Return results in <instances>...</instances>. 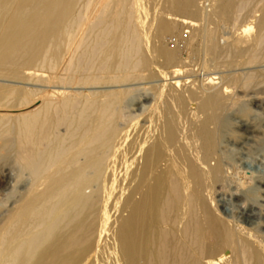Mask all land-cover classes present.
Returning a JSON list of instances; mask_svg holds the SVG:
<instances>
[{"label":"bare ground","instance_id":"1","mask_svg":"<svg viewBox=\"0 0 264 264\" xmlns=\"http://www.w3.org/2000/svg\"><path fill=\"white\" fill-rule=\"evenodd\" d=\"M143 1L0 0V264H264V211L247 194H264V179L241 171L227 187L217 151L229 89L179 93L181 50L163 41L191 27L204 73L222 53L218 27L197 21L229 26L241 31L231 64L253 66L264 0H162L159 42ZM146 81L154 94L134 88ZM225 195L244 221L220 211Z\"/></svg>","mask_w":264,"mask_h":264},{"label":"rangeland","instance_id":"2","mask_svg":"<svg viewBox=\"0 0 264 264\" xmlns=\"http://www.w3.org/2000/svg\"><path fill=\"white\" fill-rule=\"evenodd\" d=\"M256 1L257 0H253V4L256 3ZM150 2L148 0L143 1L144 8L146 7L148 9L147 10L145 8V10H144L145 13H143V17L146 18V19H144V21L147 22L145 24V27H146L145 29L147 30L151 39H154V34H155V24L154 23H156L155 21L158 19V15H159V18L161 17L160 15H161V10H162L163 6H162V0H156L157 4L155 3V0L150 1ZM158 4H159V6H158ZM203 4H204V1H202L201 6ZM206 5H208V4L206 3ZM156 9L158 11L155 13ZM159 9H160V12H159ZM154 16H155V18H154ZM245 17H246L245 15L240 17L241 19H239V23L237 24L238 27H240L241 25H243L245 23V20H244ZM151 22L152 23L154 22V23L152 24ZM197 22H198V24L200 23V25H202V28H205V25L206 26L208 25L207 26L208 30H210L214 34H215L217 27H218V30L216 32L217 34H215V35H218V36H216L218 39V40L216 39V41L218 43L217 45L219 47V50L221 51L222 54L219 56V59L213 63V65L209 64V70L208 71H205L204 73L201 72V68H202L204 58H203V56L199 55L197 52L198 41L196 42V39H193V37H194L193 29H191V27L190 28L187 26L185 27L184 25H181V23H174L172 25L174 28L173 33L169 34L166 37V39L163 41L165 44L167 43L166 47L168 49H170V50L171 49L172 50L180 49L181 50L179 58H181L180 59L181 65L183 64L182 69H184L183 70L184 74H183V77L181 78V81L183 82V84L180 88H176V89L178 90L179 93L180 92L181 93L186 92L185 90L187 89L188 90L187 92H194L195 91L194 93H198V94L200 91H201L200 93H202L203 85L208 89L210 88L207 91V93H216V92H219L221 89H222L221 91H223L224 88L229 89V93L226 96V98L228 100L224 106V109L221 112L223 122H222V127L220 129L219 136H218L219 139L217 142V143H219V146L217 144V151H218V154H219V156L223 162L224 168H225L224 172H225V176L227 179L226 180V186L228 185L227 187H229L231 189L236 187L238 180H241V178L244 174V173H241V171L242 172L247 171L248 173H253L257 176L258 179H264V106H263L264 105V47L258 53V56L260 57L259 62L254 64L253 66L243 65V63H241V64L239 63L238 65H236V64L232 65L231 60L233 57V53H232L233 49H231V45H232L233 41H235L236 39H238L240 37L241 31L235 32L232 27L223 26L222 29L225 31L224 32L220 28L222 26H217L216 24L214 25L213 23L204 24L201 21H197ZM212 24H213V26H212ZM213 29H215V30H213ZM222 31L224 33H222ZM254 31H256V30H254ZM226 38H227V40L225 41ZM192 39L194 41H192ZM155 41L159 42V40H155ZM185 43L187 45L188 44H190V45L186 47ZM245 47L246 46L244 45L243 48H245ZM226 59L227 60L229 59V60L227 61ZM201 62H202V64H201ZM154 63H156V65L160 66L162 64V60L155 59ZM153 70L154 71L157 70L156 66H154ZM236 70H237V72H236ZM167 71L171 72L172 69H168ZM203 74H205L204 78H206L209 75L215 76L216 78L218 77V80L216 81L218 83V85L217 86H211V85H207L206 82L203 83V79H204ZM245 78L246 79L250 78L251 83H250V81L247 82L249 79L246 80ZM164 82H165V84H167V82L171 83V81L170 82L164 81ZM187 82H189V84ZM193 83H194V85H193ZM248 83L252 87L251 86L249 87ZM2 84H7V83H2ZM144 84L145 85L142 84L140 86L134 87V88H141L140 95H142V94L145 95L146 93H150V94L155 93L156 89L153 87V85H155L156 83H150L149 81H146ZM159 84L163 85L164 83L160 82ZM243 84H245V85H243ZM9 85L33 89L32 86L23 85V84H17V85L16 84H9ZM261 85H263V86H261ZM238 86H239V89H238ZM253 87H255V90L257 92L254 91ZM245 88H248V91L245 90ZM145 89H147L148 92H146ZM168 89L169 90L171 89L170 86H167L166 90H168ZM235 92H236V94H235ZM253 94H255V95H253ZM200 96H202V95H200ZM254 96H256V97H254ZM235 98H237V99H235ZM252 98L255 100H253ZM240 99L243 102H240V105H239L238 101H240ZM249 99H251V100L249 101ZM234 102H237V103H234ZM231 103H233V104H231ZM235 104H237V105H235ZM256 104L257 105L260 104V105H258L259 107ZM133 105H136V102H134ZM198 108H199V101L198 100L190 101L189 106H188V112L190 113L189 123L192 125H197V123L201 119H203V115L198 112ZM191 112L193 113V115H191ZM194 113H195V115H194ZM239 113H240V115H239ZM191 116L194 118V120H195V118H197L198 120L197 121L192 120L193 118H191ZM244 124L246 127H253L254 128V130H255V133L253 135L254 138H251L250 135H247L244 133V129L246 128V127H244ZM3 164L4 165L7 164L8 167L13 166V168H15L13 158L10 156L6 160H4V162L1 163V165H3ZM214 164H215V162H212V165H214ZM225 164H226V166H225ZM252 168H253V170H252ZM250 171H252V172H250ZM239 173H241V175H239ZM238 175H239V177H238ZM229 179H231V180H229ZM230 185H232V187ZM258 193L255 194L252 191L247 192L248 197L251 198L256 203H259L258 205L262 208V211H264L263 210L264 209V194L262 192H260V195H259ZM224 197H225V201H224ZM224 197L223 198L221 197L220 199L217 200V201L223 200V202H226L225 205L222 202V205H224V206H222L219 203V205L222 206L220 208V211L224 210V211H222L223 213L228 211L227 214H229L230 211H233V214L237 217L238 221L239 220L241 222L244 221V218H242V216L240 217L239 215H236V213H235V212H237L235 210L237 207L236 206L237 204H233L235 202L231 201V199H229L230 198L229 196L225 195ZM255 198L258 201L254 200ZM3 199H5L4 196L0 197V201ZM225 209H228V210L226 211ZM227 214L225 216H227ZM111 216H112V222L114 223V221L120 217V214L118 212H116L115 210H113L111 213ZM261 217H262V219L256 220V222H255L256 224H255L254 228L257 230L261 229L260 230L261 233L264 234V231H263L264 228L259 226V225H261L260 223H262L264 220V212H262Z\"/></svg>","mask_w":264,"mask_h":264}]
</instances>
